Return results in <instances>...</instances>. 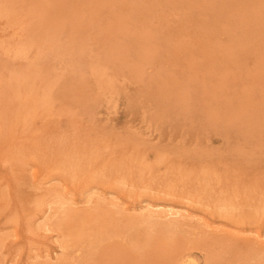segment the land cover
<instances>
[{
    "label": "rangeland",
    "instance_id": "374dc122",
    "mask_svg": "<svg viewBox=\"0 0 264 264\" xmlns=\"http://www.w3.org/2000/svg\"><path fill=\"white\" fill-rule=\"evenodd\" d=\"M0 264H264V0H0Z\"/></svg>",
    "mask_w": 264,
    "mask_h": 264
},
{
    "label": "bare ground",
    "instance_id": "6f19581e",
    "mask_svg": "<svg viewBox=\"0 0 264 264\" xmlns=\"http://www.w3.org/2000/svg\"><path fill=\"white\" fill-rule=\"evenodd\" d=\"M156 208H157V207H156ZM156 208H155V209H156ZM167 208H168V207H167ZM178 213H179L178 211H175V210L169 209V210L166 211V214H165V215H166V216H167V215L177 216ZM91 215H92V214H91ZM171 225H173V224L170 223L169 226H171ZM184 251H185V250H184ZM187 257H188V256L185 254V255H184V258H187ZM178 258H179V257H178ZM180 258H181V257H180Z\"/></svg>",
    "mask_w": 264,
    "mask_h": 264
}]
</instances>
